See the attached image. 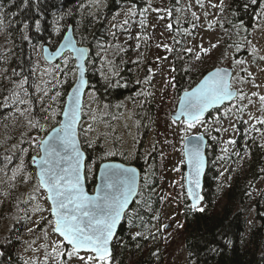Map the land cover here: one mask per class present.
<instances>
[{"label": "trees", "instance_id": "trees-1", "mask_svg": "<svg viewBox=\"0 0 264 264\" xmlns=\"http://www.w3.org/2000/svg\"><path fill=\"white\" fill-rule=\"evenodd\" d=\"M90 0H0V7L4 14L3 22L8 41L13 48L12 57L6 62L0 57V71H6L4 78L0 80V97L10 95L8 89L13 88L11 81H19L22 78L34 81L36 76L37 58L34 54L36 47L42 43H50L57 46L69 26L74 27L77 38L83 44L93 49L94 44L103 48L104 43L111 42L106 22L94 19L92 11L88 6ZM107 11H116L122 6L131 5L140 10L144 5L143 0H108ZM249 0H229L226 7L230 14L222 23L223 42L219 45L222 53H234V57H246L249 50L247 35L237 26L243 20L248 28L247 40L252 39L254 30V11L259 9L250 6L247 10L243 7ZM172 16L171 29H178L179 35L185 36L182 32V25L194 24L197 19L192 16L193 11L187 7L179 9L177 0H170ZM183 14L185 19L177 25L178 15ZM39 20L41 30H35V22ZM141 20V15L137 21ZM56 21L62 24L63 34L56 42L51 43L52 29ZM28 28H24V24ZM239 32V35L237 34ZM25 36L28 39H25ZM52 37V38H51ZM186 38L181 46L174 47L171 51L173 57L174 71L172 80L175 97L182 92L190 90L199 83L201 78L213 68L222 66V58L216 65L204 68L203 58L196 60L191 57L184 47ZM235 45H240L239 50ZM127 53L120 54L118 62H114V68L125 67L126 71L118 74L115 80L119 85H111L106 79L100 78L99 71L90 74L89 79L95 84L99 100L103 108L108 112L109 117L119 114L130 100L142 102L134 114L137 124L138 136L145 138L156 120L158 112V95L151 84L147 72H138L137 69H129L132 64L126 59ZM209 63V60H207ZM149 77V78H148ZM139 81V83H137ZM147 82V83H146ZM73 86L70 80L66 86L67 92ZM138 93H144L138 95ZM148 93H151L148 95ZM47 102V101H46ZM48 103V102H47ZM46 103V105H48ZM141 104V103H140ZM107 105V107H105ZM10 107H4L0 103V121L8 118ZM36 114L40 120H44V113L40 112L36 104ZM212 113L209 118H212ZM244 123L238 124L240 135L234 138L236 143L231 150L222 152L218 149L219 138L210 140L208 149L209 168L205 178L206 198L203 212L193 210L189 198L186 196V188L181 185L183 196V218L180 222L182 227L181 237L183 245L188 252V264H264V136L252 131L248 126L245 129ZM259 127V126H257ZM83 141V140H82ZM87 152L88 161L104 162L110 159L102 158L107 150L102 139L93 143L92 147L83 144ZM223 155H217L220 152ZM6 154V153H5ZM0 153V170L4 162ZM160 148L154 150L150 155L146 154L142 146L137 147L133 158L129 161L114 159L130 165H135L143 173L140 193L134 203L130 215L136 217L130 226L126 221L122 222L121 229L114 242L112 264H166L168 253L167 232L164 229L166 212V196L159 192V188L167 179L162 172L163 160L161 159ZM181 174L185 177V164H181ZM220 167H225L228 182L218 180ZM263 185V186H262ZM176 190L179 188L174 182L170 183ZM12 190V189H11ZM11 205L8 206L10 214L17 209V194L12 190ZM8 214V215H10ZM158 217V219H157ZM1 220V217H0ZM14 226L4 232L0 227V264H26L27 258L23 253V244L28 231L27 222L24 218L15 221ZM1 226V224H0ZM142 232V236H136Z\"/></svg>", "mask_w": 264, "mask_h": 264}, {"label": "rangeland", "instance_id": "rangeland-1", "mask_svg": "<svg viewBox=\"0 0 264 264\" xmlns=\"http://www.w3.org/2000/svg\"><path fill=\"white\" fill-rule=\"evenodd\" d=\"M108 2V0L88 1L93 18L106 22L108 33L111 36V42L104 43L103 48L94 44L92 58L88 63L89 75L99 71L98 76L100 78L105 79L104 77L107 75L111 79L114 62H118L120 54L125 55L127 53L126 59L132 64L129 69H137L141 74L147 72L150 77L151 84L148 82V86L150 85L155 89L158 95L159 109L152 128L146 134L147 136L145 138L143 135L138 136L134 114L136 113L135 110L143 105L142 102L130 100L119 111V114L109 117L108 112L103 108L99 100V95L96 88H94L95 84H92L85 100L86 105L83 112L85 118L82 126L87 129L91 125L94 131L88 132L86 136L82 134L81 139L91 140L92 144L102 139L108 151L124 153V155L116 156L126 161L133 158L137 147L142 146L148 155L160 148L164 167L162 172L167 178L159 188V192L165 194L167 203L164 225H172L170 230H165L168 234L166 264H188L189 255L183 245L181 237L182 227L180 225L183 218V196L182 188H180L182 174L181 171H175L177 167L181 170V162L185 159L183 156L185 132L184 125L180 122L175 125L172 124V114L177 108L180 97H175L172 85L173 57L171 51L174 43H176L175 47L178 48L186 38L184 47H186L185 49H193L191 53L187 52L191 57H194L197 53H203L200 51L199 46L209 50L207 54L203 53L204 61L202 65L204 68L216 65L220 58H222V66L233 67L232 58L234 53H222V48L219 46L223 42L221 36L223 33V20L230 14L226 8L229 0H223L224 8L222 10L212 6L219 5L220 0H201L203 7L197 3V0H177L180 4L179 9L183 7L190 8L199 17L198 21L193 24L195 27L190 22L187 26L182 25V32L185 35L182 37L179 35L178 29L175 31L168 27L169 24L172 25L171 16L166 11L171 9L170 0H143L144 5L141 6L140 10L134 6L125 5L115 12L106 10ZM129 10L134 14H130ZM205 13L208 15L205 16ZM140 15L141 20L139 22L137 18ZM3 17L4 14L0 7V57L2 61L6 62L7 59L12 57L13 48L7 42L8 36L6 30H4ZM184 19L183 14L178 15L179 21H177V25H180V22ZM126 20L128 22L125 24ZM209 24H212V27H209ZM57 29H59V32H57ZM52 33L51 43L56 42L55 39L64 33L62 24L59 21L55 22ZM250 41L251 44H247V49L249 50L247 56L237 59L247 61L243 67L247 68L248 72L255 77V82L260 87L255 88L251 84L237 86L243 87L249 94L255 91L264 95V60L259 58L264 56V30L253 31ZM51 45L53 46V44ZM212 45H216V47H212ZM253 47L259 49L255 55L252 53ZM42 52V46L35 49L34 54L38 62L36 65V76L34 81L28 80V85H26L29 97L25 98L33 100V104L30 107L34 110L31 113L24 112L21 114L16 112L14 107L9 106L10 111L7 120L0 121V153H6L2 156V161L5 165L0 170V227L6 233L14 226L15 221L18 222L22 218L26 220L28 231L23 244V253L27 258L26 264H48L45 257L51 249L45 246L50 245L56 239L47 223L51 219L48 211H36L37 207L47 209L49 202L44 199L40 191L34 190L36 181L27 179L29 173L33 177L35 176L36 168L31 165L30 161L31 157L36 155L38 151V148L29 146V138L45 135V133H38L34 127L30 126L29 120H40L35 115L36 104H38L41 113H44L41 109L48 107L50 103L56 108L63 107L69 93L66 90V86H68L70 80L74 84L77 76L76 61L72 54L65 55L56 64H50L45 60ZM65 59L69 61L67 67L64 66ZM207 60H209V63ZM57 64L60 65L62 70L54 69ZM240 67L241 65H235L236 73L240 76H246V73L240 72ZM124 71H126L125 67H119L117 72L122 74ZM5 74L6 71H0V80L4 78ZM64 81H67V83H64ZM33 85H40V88L47 91L49 95H54L56 91H60L62 95L57 98L58 103L49 101L48 97L43 96V92L38 91ZM41 97L44 100L43 105L39 102ZM253 99L256 100V104L249 106L243 116L244 120H248V111L255 115L261 114L257 111L260 107L258 98L253 97ZM19 106L23 108L29 107L28 105ZM61 119L62 117L60 116H55L51 119L44 118V120H40V123L45 124L50 131L56 126L57 121ZM208 120L211 122L206 125L207 130H205V127L198 126L188 131L186 135L205 133L211 139L215 137L213 140H216V138L220 139L221 143H219L218 149L222 152L224 148L231 150L233 144H228L227 141L240 135V128L238 127L240 120L234 119L237 129L235 131L229 126V122L225 120L223 128H228L227 132L223 130L216 132L215 129L221 127V125L213 121L212 118ZM252 123V121H249V124L245 125V129L248 126L250 127ZM22 149H27V152H23ZM221 151L217 152V155H223ZM6 156L12 157L11 162L5 160ZM110 159H114V156H110ZM96 161L88 162V166L92 169V174L87 175L88 187L91 190L96 186L98 169L100 164L103 163L99 161L100 164L98 165ZM14 172L16 173L15 178H13ZM219 175L223 176V178L217 177L219 181L223 179V182H228L225 167H220ZM262 180L264 185V179ZM172 182L179 186L177 190L175 188L172 189L173 186H170ZM11 189L15 190L14 194H17L16 199L18 201L17 209L12 214H10L8 208L12 201L13 193ZM45 229L47 230V235Z\"/></svg>", "mask_w": 264, "mask_h": 264}, {"label": "snow or ice", "instance_id": "snow-or-ice-1", "mask_svg": "<svg viewBox=\"0 0 264 264\" xmlns=\"http://www.w3.org/2000/svg\"><path fill=\"white\" fill-rule=\"evenodd\" d=\"M197 3L203 7L201 0H197ZM212 6L222 10L224 8L223 0H220L219 5ZM250 6H256L259 9L253 13L255 16L254 30H264V0H249L243 7L247 10ZM129 11L130 14H134L131 10ZM166 11L169 16H172L171 9ZM207 15L205 13V16ZM192 16L197 20L199 19L195 12L192 13ZM127 22L126 20L125 24ZM193 26L195 27V25ZM208 26L212 27V24ZM168 27L171 28L172 25L169 24ZM237 27L250 35L243 20ZM24 28L27 29L28 24L25 23ZM35 30L37 32L41 30L39 20L35 22ZM71 32L72 30L69 29V33ZM237 34L239 35V32ZM247 35L244 39L248 44H251V41L247 40ZM25 39L28 37L25 36ZM63 39L64 43L60 44L53 53V57L62 56L66 49L74 54V59L78 62L76 83L72 86L71 93L67 95L63 107L56 108L50 103L48 107L41 109L45 113V119H51L55 116L62 117L50 131L45 124L40 123L39 119L29 120L30 126L34 127L38 133H45V135L29 138V146L38 148V151L36 155L31 157L30 161L36 166L35 176L33 177L29 173L27 179L36 181L34 190L40 191L44 199L49 202L47 209L40 207L36 209V211H48L51 219L47 223L56 237L50 245L45 246L51 249L45 257L46 262L48 264H112V245L118 226L125 221L131 226L133 220L136 219L130 215L132 212L130 205L135 202L138 195L136 169L125 167L123 164H104L100 184L91 193L86 189L85 180L87 175L92 174V169L88 166L81 136L82 134L86 136L88 132L94 131L91 125L85 129L81 124V115L85 107L83 97L86 95L85 90L89 88V82L85 77L89 59L88 49L77 47L72 34L65 35ZM199 47L201 52L208 53V49ZM212 47H216V45H212ZM235 47L239 50L240 45H235ZM185 51L191 53L193 49L187 48ZM258 51L259 49L252 48L254 55ZM259 58L264 60V56ZM195 59L200 60V54H195ZM232 59L234 66L231 70L215 68V70L204 75L196 87L190 91L186 90L180 98L179 114L172 119L173 125L177 124L178 121L184 125L186 143L183 156L185 159L181 163L187 164L190 169L189 174L182 177L185 183L181 187L186 188V196L192 201L191 208L200 212L204 211L203 207H199L204 199L201 195V177L206 166L203 151L204 135L189 138L186 133L198 126L205 127L207 130L206 125L211 121L206 119V116L215 113L212 115V120L221 125L215 129L216 132L228 131V128H223L225 120L229 122V126L234 131L237 130L235 119L246 125L252 121L250 129L264 136V95L255 91L249 94L243 87L237 86L251 84L253 87L259 88L260 85L256 84L255 77L248 72V69L243 67L247 61L236 57ZM68 63L69 61L65 59L64 66L67 67ZM235 65H241L240 72L247 75L240 76L236 73ZM54 69H60V65H55ZM118 74L113 68L111 79L107 75L104 78L110 79V86H118L119 81L115 80ZM11 83L13 88L7 90L10 95L0 97V103L4 107H14L15 111L21 114L24 112L31 113L34 110L30 107L33 100L25 98L29 97L26 88L28 85L27 78H22L19 82L13 80ZM33 86L38 91L43 92V96H47L49 101L58 103L57 98L62 95L60 91H56L54 95H49L47 91L40 88V85ZM142 94L144 93H138V95ZM150 94L148 93V95ZM253 97L258 98L260 107L257 111L261 114L255 115L248 111V120H244L243 116L249 106L256 104ZM39 102L44 104L42 97ZM19 105H28L29 107L23 108ZM227 143L234 145L236 141L230 139ZM83 144H87L89 147L93 146L92 141L88 139H84ZM189 144L191 147L188 146ZM22 151L27 152V149H22ZM223 151L227 152L228 149L224 148ZM116 155H124V153L106 151L102 158ZM11 159V156L5 157L7 162H11ZM175 171H180L179 167ZM15 175L14 172L13 178ZM45 233L47 235L46 229ZM142 235V232L136 233V236Z\"/></svg>", "mask_w": 264, "mask_h": 264}, {"label": "water", "instance_id": "water-1", "mask_svg": "<svg viewBox=\"0 0 264 264\" xmlns=\"http://www.w3.org/2000/svg\"><path fill=\"white\" fill-rule=\"evenodd\" d=\"M69 29H71L72 30V32L71 33H69ZM68 34H72L73 35V40H74V42L76 43V45H77V47H83V48H86V49H88V53H87V55H88V62H87V65H86V67H87V71H86V74H85V77H86V79L88 80V82H89V88L88 89H86L85 91H86V95L83 97V104L84 105H86V99H87V95H88V93H89V91H90V89H91V83H90V79H89V61H90V59H91V56H92V50H91V47L90 46H88V45H85V44H82L78 39H77V37H76V33H75V29H74V27H72V26H69V28H68V30L66 31V33H65V35H68ZM64 35V36H65ZM64 38V37H63ZM61 43H64V39H61V42L59 43V45L57 46V48L55 49V50H53L52 49V47L50 46V45H48V44H46L44 47H43V56H44V58H45V60L48 62V63H50V64H56L57 62H59V61H61L62 59H63V57L65 56V55H67V54H72V56L74 57V54L71 52V51H69V50H64V54L62 55V56H56V57H53V53L59 48V46H60V44ZM46 49V50H45ZM50 57H52L51 59H50ZM76 61V60H75ZM77 61H76V66H77ZM216 68H218V67H216ZM219 68H227V69H229V70H231L233 67H226V66H220ZM213 70H215V68H213V69H211V70H208V72H210V71H213ZM208 72H206V74H204V75H207L208 74ZM77 75H78V73H77ZM203 79V77L201 78V80ZM200 82V81H199ZM76 83V82H75ZM74 83V84H75ZM74 84H73V86H74ZM198 84V83H197ZM196 87V86H195ZM194 88V87H193ZM71 89H72V87L70 88V91H69V93L68 94H70L71 93ZM191 90V89H190ZM190 90H188V91H190ZM185 92V91H184ZM184 92H182L181 93V95L179 96L180 98L184 95ZM85 108V107H84ZM179 110H180V99H179V102H178V105H177V108H176V110H175V112H173V114H172V119L174 118V116H176V115H178L179 114ZM83 112H84V109H83ZM82 112V115H81V124H83V122H84V118H85V114ZM209 117V115H207L206 116V119ZM179 122V121H178ZM201 134H203L204 135V146H203V151H204V153H205V158H206V166H205V170H204V174L202 175V177H201V195L204 197V199L201 201V203H200V205L199 206H201L204 202H205V196L203 195L204 193H205V178H206V174H207V169L209 168V158L207 157L208 156V148H209V143H210V139H209V137L205 134V133H199V134H193V135H190V136H188L189 138H191V137H194V136H197V135H201ZM185 143H186V141H184V148H185ZM82 146H83V143H82ZM189 147H191V145L189 144L188 145ZM83 150H84V147H83ZM84 152H85V156H86V160L88 161V156H87V152H86V150H84ZM185 158V157H184ZM88 163V162H87ZM104 164H123L125 167H131V168H135L136 169V176H137V183H138V189H137V191H138V195H139V193H140V189H141V185L140 184H142V171H141V169L139 168V167H137V166H135V165H130V164H126V163H123V162H121V161H117V160H108V161H104L103 163H101L100 164V166H99V169H98V173H97V182H96V186L98 185V184H100V182H101V178H102V172H103V165ZM31 165H33L35 168H36V166L34 165V164H31ZM37 170V169H36ZM184 171L186 172V176L189 174V171H190V169L188 168V166H187V164H185V169H184ZM89 186V184H88V179H87V177H86V180H85V187H86V189L91 193L92 192V190L88 187ZM96 186H94V188L96 187ZM137 195V196H138ZM137 196H136V198H135V202H136V199H137ZM190 200V199H189ZM134 202V203H135ZM134 203L133 204H131L130 205V208H132L133 207V205H134ZM190 203H192V201L190 200ZM122 224L123 223H121L119 226H118V228H117V234L119 233V231H120V229H121V226H122ZM171 227H172V225L171 224H168L167 225V227H166V230H170L171 229ZM117 234H116V237H117ZM116 237L114 238V241H113V245H112V247L114 246V242H115V239H116ZM112 256H113V248H112ZM0 258H1V254H0Z\"/></svg>", "mask_w": 264, "mask_h": 264}, {"label": "flooded vegetation", "instance_id": "flooded-vegetation-1", "mask_svg": "<svg viewBox=\"0 0 264 264\" xmlns=\"http://www.w3.org/2000/svg\"><path fill=\"white\" fill-rule=\"evenodd\" d=\"M47 43V42H46ZM45 42L44 43H42L41 45H39V47H41L42 46V48L45 46V44H46ZM50 44V43H49ZM50 46L52 47V49L53 50H55V48L56 47H53L51 44H50ZM37 48V47H36ZM92 54H93V52H92ZM115 69V68H114ZM116 70V69H115ZM148 71V70H147ZM125 72V71H124ZM107 82H110V79L109 80H106Z\"/></svg>", "mask_w": 264, "mask_h": 264}]
</instances>
